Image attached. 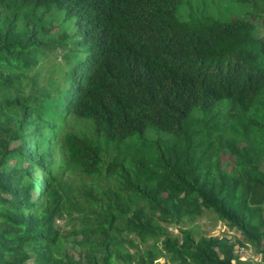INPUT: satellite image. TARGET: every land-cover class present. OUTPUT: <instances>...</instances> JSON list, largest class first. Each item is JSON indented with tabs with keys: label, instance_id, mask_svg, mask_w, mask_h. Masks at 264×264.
<instances>
[{
	"label": "trees",
	"instance_id": "obj_1",
	"mask_svg": "<svg viewBox=\"0 0 264 264\" xmlns=\"http://www.w3.org/2000/svg\"><path fill=\"white\" fill-rule=\"evenodd\" d=\"M188 1L0 0V264H115L110 211L128 206L106 195L98 201L94 245L81 243L79 258L47 253L58 234L47 226L49 210L41 216L38 197L60 167L53 160L58 113L92 121L98 137L124 151L125 162L106 167L123 194L165 215L205 209L239 234L231 243L183 230L173 240L136 226L163 238L172 264H244L236 244L264 261V171L254 159L264 148V39L245 21L191 28L178 16ZM56 14L72 25L60 37L71 42L64 61L51 65L46 17ZM30 70L34 83L26 91ZM64 143L85 176L102 179L99 142L67 135ZM221 148L237 159V174L222 171Z\"/></svg>",
	"mask_w": 264,
	"mask_h": 264
},
{
	"label": "rangeland",
	"instance_id": "obj_2",
	"mask_svg": "<svg viewBox=\"0 0 264 264\" xmlns=\"http://www.w3.org/2000/svg\"><path fill=\"white\" fill-rule=\"evenodd\" d=\"M178 16L182 23L191 28L212 23L249 22L253 26L254 37L264 39V0H189L182 6ZM46 20L51 24V28L45 42L49 43L51 50L49 53L46 51L45 54L50 59L51 65L53 62L60 64L69 54L71 42L68 38L60 40V37L63 33L70 34L72 25L65 22L60 14L48 15ZM24 78L30 82L26 85V91H29L34 83L33 70L27 72ZM46 111L53 114V110ZM58 114V135L61 141L57 146H53V160L56 166L60 167L54 174L50 189L45 195L38 197L43 213L41 216H44L46 209L49 210L52 218L47 226L58 234V243L48 247V254L55 256L66 253L79 258L81 243L86 241L87 244L94 245L96 236H92L91 231L95 229L100 214L98 201L104 199L105 195L112 205L128 206L125 211L114 209L110 211L116 215L111 236L112 248L117 254L115 264H139L140 259L148 264H172L171 255L163 245V238L142 234L136 227L140 223L168 234L173 240H180L182 231L186 230L196 240L216 236L226 238L231 243L238 241L239 234L236 230L229 229L216 215L205 209L194 213L182 211L178 215L175 213L165 215L142 200L123 194L117 184L120 179H116L117 176L109 178L106 175V167L114 165V162H125L124 151L117 152L105 136L98 137L92 121L76 118L70 113ZM42 119L45 120L43 117ZM67 135L99 142L103 148L104 165L101 168V180L96 181L85 176L81 167L69 158L64 143ZM151 138H164V135H154ZM29 150H34V146H30ZM254 159L264 171V148L258 147L254 150ZM217 162L220 163L222 171L228 175L239 172L237 159L227 149L218 150ZM34 176L42 184L45 177L40 171L35 172ZM137 179L150 188L154 186V182H146L143 177L139 176ZM161 196L169 200L168 193L162 192ZM120 214L134 225L120 219ZM235 256L244 264H264L261 256L249 247L236 244ZM28 264H35L34 260L32 259Z\"/></svg>",
	"mask_w": 264,
	"mask_h": 264
}]
</instances>
